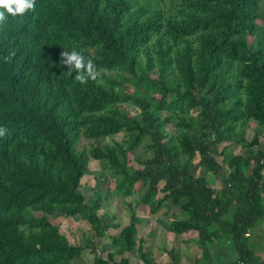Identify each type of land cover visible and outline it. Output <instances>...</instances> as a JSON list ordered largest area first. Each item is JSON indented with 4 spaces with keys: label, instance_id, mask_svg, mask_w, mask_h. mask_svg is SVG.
<instances>
[{
    "label": "trees",
    "instance_id": "obj_1",
    "mask_svg": "<svg viewBox=\"0 0 264 264\" xmlns=\"http://www.w3.org/2000/svg\"><path fill=\"white\" fill-rule=\"evenodd\" d=\"M263 2L35 0L9 15L0 26V264H74L83 252L89 264H129L135 253L162 264L139 235V210L169 215L174 236L196 233L193 264H264V247L248 242L264 225ZM65 50L105 71L81 85L62 66ZM90 159L107 166L110 196L94 187L85 199ZM224 164L216 187L210 177ZM108 197L128 208L125 224L102 210ZM56 216L87 222L91 235L71 241ZM166 253L164 264L179 263L175 248Z\"/></svg>",
    "mask_w": 264,
    "mask_h": 264
},
{
    "label": "rangeland",
    "instance_id": "obj_2",
    "mask_svg": "<svg viewBox=\"0 0 264 264\" xmlns=\"http://www.w3.org/2000/svg\"><path fill=\"white\" fill-rule=\"evenodd\" d=\"M262 9H264V2L261 4ZM254 124L251 123L248 125V127L245 130V137L250 138L253 130H254ZM116 139L120 138L119 135H115ZM111 137H108L107 140H110ZM90 141V140H88ZM101 140H97L99 143ZM87 143V140L85 141ZM230 147L236 152H241L243 154H249L252 153L253 150L250 148L241 147L235 144L230 145ZM147 154L143 153L142 151H136L135 157L139 159H143L146 157ZM134 165L137 166L136 162H134ZM89 172L86 174L82 180V191L85 196L86 200H92L95 195L93 193V188H99L103 193L107 194L108 196L111 195L113 184L110 178L108 177L107 172V166L104 162H99L90 159L89 161ZM227 169L226 164H224L223 169L216 175V177L211 176L210 179H213V183L216 187H219L220 184L223 181V176L225 174V170ZM135 199V198H134ZM108 208L110 211L114 212L117 216L118 221L121 224H125L129 217V210L125 205H122L120 203L116 202V199H108L104 201V206L102 208L105 209ZM140 213V214H139ZM138 215L144 214V218H140L142 223H144L143 226L139 225V235H142L145 241L146 249L152 251V249H155V252L157 253L156 258H165L164 256L167 255L166 250L172 248H175L178 252L180 259L182 258L185 264H193L190 263V260H193L196 256L201 254V250L193 245L195 242V236L196 233H185L180 236H174L170 234L166 229V224L169 221V215L163 216L161 214L160 216L157 215V217H150L146 216V210L142 211L139 210ZM41 214L36 213V216H39ZM52 221L59 225L60 231L65 234L71 241L80 242L85 237H88L91 235L89 224L83 220H79L77 217L74 218H66L62 216H56L52 219ZM141 223V224H142ZM142 238V239H143ZM182 238H189L190 243L188 244V247L186 244H183L181 242ZM82 242V241H81ZM248 242L251 243L252 246H255L258 242L259 246L258 248L264 247V225L262 224L259 227H256L251 232V237L248 239ZM101 244L98 246V249L102 252V255L104 256L108 250V242L106 239L104 241L100 242ZM194 247L193 249L191 247ZM259 254H262V251H259ZM128 257L131 260V264H134L135 262L140 263V259L138 255L135 254H127ZM233 255L229 256V259H232ZM190 259V260H189ZM92 260V255L89 252H86L78 256L74 260V264H89Z\"/></svg>",
    "mask_w": 264,
    "mask_h": 264
},
{
    "label": "clouds",
    "instance_id": "obj_3",
    "mask_svg": "<svg viewBox=\"0 0 264 264\" xmlns=\"http://www.w3.org/2000/svg\"><path fill=\"white\" fill-rule=\"evenodd\" d=\"M35 7V0H0V26L5 25L8 16L16 17L24 15ZM63 67H67L68 75L75 72L74 79L81 85H86L89 80L97 81L103 68H98L91 58L86 57L81 51L71 50L60 53ZM7 129L0 127V137H4Z\"/></svg>",
    "mask_w": 264,
    "mask_h": 264
},
{
    "label": "crops",
    "instance_id": "obj_4",
    "mask_svg": "<svg viewBox=\"0 0 264 264\" xmlns=\"http://www.w3.org/2000/svg\"><path fill=\"white\" fill-rule=\"evenodd\" d=\"M160 216V215H159ZM143 225H144V223H142ZM143 244H144V246H145V249H146V245H145V241L143 242ZM187 247H188V245H186ZM192 249L194 248L193 246L191 247ZM188 249L190 250V248L188 247ZM146 250H148V249H146ZM148 251H150L151 252V249L150 250H148ZM152 253H153V256L156 258V256H157V253L155 252V249L153 250L152 249ZM165 258L163 259V258H160V259H155L156 261H159V262H161L162 264H164V263H166L167 262V255L166 256H164ZM190 260V259H189ZM193 263L194 262V259L193 260H190V263ZM129 264H131V260H130V263ZM134 264H142V262L140 261V263H137V262H135ZM178 264H185V262L183 261V259L181 258L180 259V256H179V263ZM187 264V263H186Z\"/></svg>",
    "mask_w": 264,
    "mask_h": 264
}]
</instances>
